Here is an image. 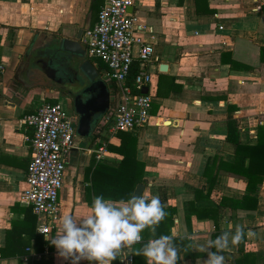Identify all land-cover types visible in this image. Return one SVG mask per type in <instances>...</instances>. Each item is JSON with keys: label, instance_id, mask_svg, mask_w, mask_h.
Masks as SVG:
<instances>
[{"label": "crops", "instance_id": "crops-1", "mask_svg": "<svg viewBox=\"0 0 264 264\" xmlns=\"http://www.w3.org/2000/svg\"><path fill=\"white\" fill-rule=\"evenodd\" d=\"M102 4L103 0H0V264H71L50 240L64 215L79 218L91 212L95 196L110 199V172L123 159L112 148L126 145L123 137L129 134L137 138L135 158L129 163L139 168L141 194L159 196L167 215L155 233L146 228L141 241L124 248L111 264H122L125 252L134 264H147L137 250L161 235L174 237L177 264H204L208 253L199 249H208L215 232L233 233L237 225L244 231L242 254L248 256L240 259L239 243L230 242L221 252L225 264H237V259L239 264H264V177L249 193L251 199L238 206L246 194V179L225 166L235 159L236 143L256 145L258 128L264 127V0H133L128 11L148 28L141 35L153 45L155 56L146 66L152 74L147 86L152 96L150 120L134 131L110 136L104 118L115 112L119 89L107 68L98 70L86 55L98 77L103 72L112 88L105 81L109 112L83 145L69 89L64 87L82 85L85 79L86 84L71 93L79 94L89 81L77 67L81 60L52 46L60 38H74L79 30L81 43ZM41 61L64 81L47 76ZM161 64L165 70L159 69ZM44 77L49 83L41 82ZM43 102L61 103L76 119L74 148L65 158L58 195L59 217L50 223L48 239L38 232L40 221L32 209L19 201L31 157L26 139L31 131L21 120ZM101 142L106 151L96 160L92 150ZM248 162L246 158L245 167Z\"/></svg>", "mask_w": 264, "mask_h": 264}, {"label": "built area", "instance_id": "built-area-1", "mask_svg": "<svg viewBox=\"0 0 264 264\" xmlns=\"http://www.w3.org/2000/svg\"><path fill=\"white\" fill-rule=\"evenodd\" d=\"M132 1L103 0L96 22L84 30L80 39L87 57L100 60L119 89L115 112L104 121L110 136L134 131L147 124L151 117L152 96L142 89L152 81L146 66L155 60L154 49L141 35L148 28L128 11ZM134 58L140 71L127 84ZM75 122V117L59 102H43L21 120L31 131L26 138L31 157L26 170L27 187L19 201L32 209L40 221L38 232L44 236L50 234V223L59 217L58 195L63 184L65 158L74 148ZM92 151L96 160H102L105 144L101 142ZM122 264H134L130 253H124Z\"/></svg>", "mask_w": 264, "mask_h": 264}, {"label": "clouds", "instance_id": "clouds-1", "mask_svg": "<svg viewBox=\"0 0 264 264\" xmlns=\"http://www.w3.org/2000/svg\"><path fill=\"white\" fill-rule=\"evenodd\" d=\"M166 215L157 195H131L127 201H113L98 195L93 198L89 214L79 218L64 215L50 242L55 245L58 255L71 264H79L81 260L111 264L124 248L141 241V233L146 228L155 233V226ZM243 234V228L237 225L234 234L222 231L215 240L208 242V249L201 247L199 251L208 253L204 264H225L221 252L229 247L230 242L238 244ZM173 239L169 235L149 239L137 254L143 255L147 264H177L180 257ZM213 247L216 251L209 250ZM197 264H200L199 260Z\"/></svg>", "mask_w": 264, "mask_h": 264}, {"label": "trees", "instance_id": "trees-1", "mask_svg": "<svg viewBox=\"0 0 264 264\" xmlns=\"http://www.w3.org/2000/svg\"><path fill=\"white\" fill-rule=\"evenodd\" d=\"M97 63L98 70L103 69L106 66L97 59H90ZM140 71V66L138 62H133L131 67L130 75L127 78V84H131L133 76ZM231 122V121H230ZM229 124L231 125V123ZM234 127V126H233ZM132 133V132H131ZM121 136L122 134L119 133ZM124 141L126 145L122 148H112L116 151H120L123 155V159L121 164L118 166L117 169H113L110 172L111 180L109 185L107 186V190L109 191V197L113 201H120L126 199L128 200L131 195L132 189L136 186V184L141 183V175H138L137 171L139 168L136 166L134 162L132 165L129 163L130 159H134V150L136 147L137 138L134 134L126 135ZM257 138L258 142L254 146L250 145H242L240 143H236L235 148V159L232 163L226 164V168L228 171L234 174H238L243 176L246 179V194L243 198L236 202L238 206H242L243 202L246 201L248 198L251 199L250 192L256 191L258 184H260L264 177V127L260 126L257 131ZM248 158L249 162L248 165L244 166V160ZM223 164V163H219ZM134 165V168H133ZM142 166V164H141ZM217 211V210H216ZM214 210V212H216ZM236 228L233 230L235 233ZM244 233V231H243ZM220 232H215L212 234V240H215ZM175 243L182 242V240H174ZM242 242V240H241ZM186 245V242L183 244ZM182 251H185V248H181ZM181 249H179L181 251ZM213 251V248H212ZM238 251L240 254L244 253L242 250L241 243L239 242ZM179 252V251H178ZM248 254H242L241 258L247 257ZM240 259H237V264H239Z\"/></svg>", "mask_w": 264, "mask_h": 264}, {"label": "water", "instance_id": "water-1", "mask_svg": "<svg viewBox=\"0 0 264 264\" xmlns=\"http://www.w3.org/2000/svg\"><path fill=\"white\" fill-rule=\"evenodd\" d=\"M81 31L79 30L74 38H60L52 47L56 52L72 55L81 60L80 63H76L77 67L86 76L89 84L74 98V109L78 114L77 133L88 136L108 109L109 91L106 83L98 77V72L91 61L86 59L85 50L79 42ZM40 67L47 76H53L55 70L46 61H41ZM159 69L165 70L166 65L161 64ZM142 92L147 93V87L143 88ZM143 189L142 183L137 184L132 195H140Z\"/></svg>", "mask_w": 264, "mask_h": 264}, {"label": "rangeland", "instance_id": "rangeland-1", "mask_svg": "<svg viewBox=\"0 0 264 264\" xmlns=\"http://www.w3.org/2000/svg\"><path fill=\"white\" fill-rule=\"evenodd\" d=\"M101 72V71H100ZM99 77L105 82H107L108 84H107V86H108V88L109 89H111L112 87V85L109 83V81H108V78H107V76H104V73L102 72V73H100L99 74ZM84 78V77H83ZM41 82L42 83H49V81H48V79H46L45 77L44 78H42L41 79ZM84 83L86 84V81H85V79H84ZM83 83V84H84ZM82 84V85H83ZM82 85H77V84H75V83H72V84H67L64 88H66V89H69V91L68 92H66L67 94H71V93H76L78 90H79V88H80V86H82ZM111 91V90H110ZM111 94L113 93V91L112 92H110ZM64 94V93H63ZM69 110V109H68ZM108 112H109V108H108ZM70 113V112H69ZM105 119V118H104ZM91 135V134H90ZM90 135L87 137V136H84V138L83 137H81V139H82V141H84L83 143H81V144H86V141H88L89 140V137H90ZM77 137H79L78 136V134H77Z\"/></svg>", "mask_w": 264, "mask_h": 264}, {"label": "flooded vegetation", "instance_id": "flooded-vegetation-1", "mask_svg": "<svg viewBox=\"0 0 264 264\" xmlns=\"http://www.w3.org/2000/svg\"><path fill=\"white\" fill-rule=\"evenodd\" d=\"M55 59V58H54ZM56 60V62H61L62 61V59L60 60V59H55ZM71 69L72 68H70V66L68 65V67H67V70L68 71H71ZM53 77L56 79V80H59L60 82H62V81H64V77H60V75H58V74H56V75H53ZM69 77V76H68ZM68 77L66 78V79H68ZM69 79H70V77H69ZM81 91V90H80ZM71 97H70V99H71V103H72V109H73V111L75 112V109H74V98L76 97V95H78V94H69ZM75 114L77 115V117H78V114L75 112Z\"/></svg>", "mask_w": 264, "mask_h": 264}]
</instances>
